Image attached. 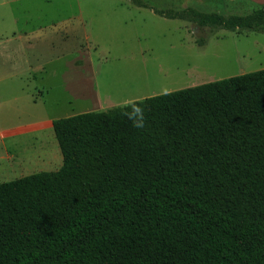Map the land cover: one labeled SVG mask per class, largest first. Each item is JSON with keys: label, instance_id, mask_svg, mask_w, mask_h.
Wrapping results in <instances>:
<instances>
[{"label": "trees", "instance_id": "1", "mask_svg": "<svg viewBox=\"0 0 264 264\" xmlns=\"http://www.w3.org/2000/svg\"><path fill=\"white\" fill-rule=\"evenodd\" d=\"M150 8L264 27V5ZM136 100L143 129L122 105L55 118L61 165L0 182V264H264V68Z\"/></svg>", "mask_w": 264, "mask_h": 264}, {"label": "rangeland", "instance_id": "2", "mask_svg": "<svg viewBox=\"0 0 264 264\" xmlns=\"http://www.w3.org/2000/svg\"><path fill=\"white\" fill-rule=\"evenodd\" d=\"M139 1L146 6L135 0H0V39L12 32L26 34L31 42L28 50L37 49L46 58L63 56L55 62L58 74L72 69L73 79L70 92L37 93L35 103L20 98L4 113L0 57V182L61 165L52 127L28 128L36 119L103 111L132 99L264 68V27L229 30L198 25L188 14L168 18L150 8L178 12L189 7L230 15L248 13L264 3ZM68 28L77 31L66 35ZM84 76L90 81H81ZM59 83V75L52 78L51 84ZM33 84L31 80L21 85L27 90ZM80 87L84 90L77 97ZM15 127L18 130L3 133ZM6 152L13 153L10 160Z\"/></svg>", "mask_w": 264, "mask_h": 264}, {"label": "crops", "instance_id": "3", "mask_svg": "<svg viewBox=\"0 0 264 264\" xmlns=\"http://www.w3.org/2000/svg\"><path fill=\"white\" fill-rule=\"evenodd\" d=\"M250 1V0H245ZM260 3H264V0H254ZM76 29H67L68 34H72ZM11 36L3 34V39H0V57L3 58V112L6 113L8 104L19 100L20 98L25 100L26 98L31 102H36L38 100V95L43 94L48 95L51 91L58 89L61 92H70L72 83V69L67 71H58L55 67V62L60 61L63 56H48L37 50L27 48L31 46V42L28 36L22 35L21 33L12 32ZM84 37L87 39L89 35L84 32ZM78 61V60H77ZM76 61V62H77ZM81 60L78 62L80 63ZM60 76L59 85L51 84L52 78ZM84 78V79H83ZM81 81H90L89 78L83 77ZM33 81L32 89H25L21 85L24 81ZM50 80V83L47 82ZM80 78H76V82ZM54 83V82H53ZM82 89L77 90L76 96H81ZM86 89V88H85ZM26 91V92H25ZM33 92L35 94H33ZM95 93V91L93 90ZM25 93H28L27 95ZM6 105V106H5ZM55 119V118H54ZM53 119H36L33 121L28 128L41 129L47 125H51ZM19 127L6 129L3 133H9L12 130H18ZM43 145V143H42ZM41 148L42 146H36L35 148ZM13 153L6 152L7 160H10ZM42 155V154H40ZM42 159V158H41Z\"/></svg>", "mask_w": 264, "mask_h": 264}, {"label": "clouds", "instance_id": "4", "mask_svg": "<svg viewBox=\"0 0 264 264\" xmlns=\"http://www.w3.org/2000/svg\"><path fill=\"white\" fill-rule=\"evenodd\" d=\"M121 108L122 115L131 121L133 127L137 129H143L145 127V109L142 101L132 99L122 105Z\"/></svg>", "mask_w": 264, "mask_h": 264}]
</instances>
